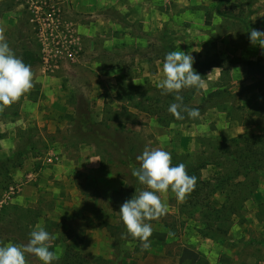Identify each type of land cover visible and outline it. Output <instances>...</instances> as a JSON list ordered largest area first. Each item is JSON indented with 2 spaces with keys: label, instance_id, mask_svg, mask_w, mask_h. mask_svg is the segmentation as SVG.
Instances as JSON below:
<instances>
[{
  "label": "rangeland",
  "instance_id": "374dc122",
  "mask_svg": "<svg viewBox=\"0 0 264 264\" xmlns=\"http://www.w3.org/2000/svg\"><path fill=\"white\" fill-rule=\"evenodd\" d=\"M52 18L79 54L44 69L39 32ZM252 29L264 32V0H0V34L23 62L28 51L40 59L33 88L0 113L21 152L0 170V246L26 244L40 224L56 237L53 264H68L65 250L80 254L76 264H264V157L249 178L226 157L248 136L264 148V48ZM174 50L191 54L202 77L199 90L179 93L196 119L169 113L175 95L157 86ZM146 146L205 164L212 190L184 202L162 195L168 211L150 221L143 250L121 238L119 209L145 190L132 169ZM224 174L232 183L217 187ZM208 205L224 212L211 225L200 215Z\"/></svg>",
  "mask_w": 264,
  "mask_h": 264
},
{
  "label": "clouds",
  "instance_id": "9594fccd",
  "mask_svg": "<svg viewBox=\"0 0 264 264\" xmlns=\"http://www.w3.org/2000/svg\"><path fill=\"white\" fill-rule=\"evenodd\" d=\"M249 38L252 44L264 48V32L252 29ZM193 63L194 57L181 50L168 52L163 62V78L157 86L162 95H175L177 102L172 103L168 111L177 119L185 118L182 112L192 119L200 116L199 109L183 105L179 95L181 90H199L203 85L202 77L193 68ZM33 79L31 66L15 55L5 37L0 34V112L28 93L34 86ZM136 159L139 167L132 169V175L145 190L139 191L121 205L120 220L126 228L121 238L138 240L143 250H148L153 233L150 221L158 220L168 211L161 196H166L171 190L177 202H184L194 190L197 177L189 175L183 163L172 166L171 154L162 148L146 146ZM55 239L42 225L37 224L29 233L26 244L18 246L9 243L0 246V264H28L26 254L36 257L42 264H53L59 258L56 252L50 251L51 242Z\"/></svg>",
  "mask_w": 264,
  "mask_h": 264
},
{
  "label": "trees",
  "instance_id": "16d2710c",
  "mask_svg": "<svg viewBox=\"0 0 264 264\" xmlns=\"http://www.w3.org/2000/svg\"><path fill=\"white\" fill-rule=\"evenodd\" d=\"M217 11H220L219 7L217 8ZM38 60L40 59L35 58L34 54L31 51H28L27 58L24 60V63L27 65L33 66V65H37ZM185 121L186 120H182V121L180 120L177 123H184ZM23 138H24L25 143L27 141H30L31 139V137H28V135ZM254 140H256L255 136L244 137V140H242V142L244 141V144H247V145L243 149L240 148V145L242 144V142L239 143L238 142L239 140H237V147L240 149H238L239 152H236V153L240 154L241 156H245V157H238L236 153L230 154V156H226L230 160V163L234 166L233 168L234 170L235 169L241 170L238 172L235 170V173L238 175L241 174L245 178H249L250 175L252 176V175L260 173V170H259L260 168L259 166L256 165V163L258 162L252 159L254 158L257 159V157L258 158L264 157V148H258V147L254 148L253 147ZM259 140L262 141V138L258 139L257 141ZM20 155H21V152H19V150L18 151L14 150L12 156H9L4 159H0V170L5 169V168L10 169V167H12L11 166L12 164L19 163ZM246 157H247V160H246ZM214 159H217V158H214ZM176 161L177 159L173 157L172 162L174 164L172 163V166H176L180 164L179 162H176ZM185 165H186L187 173L189 175H194L197 177V183L195 185V188L190 193V195H188V197L192 200H199L203 197L205 193L210 192L212 190V184L202 179V175H203L202 169L204 168L205 164H201L199 163V161H197L196 163H193V164L186 163ZM227 174H224L220 177V179L217 181V187L222 186V185L224 186V183L225 185L232 183V181L229 178L230 176ZM209 207L212 209V214L209 211L210 209H208ZM220 211L224 213L221 208H215V206L213 205H208L205 207V211L201 210L200 215L202 216V219L205 221V223H208L211 225V224H214L212 222L214 220L213 219L214 216L216 219V221L214 222H217V220L220 219L219 218ZM65 254H66V258L68 259V260L66 259V262L68 264H72V263L76 264V262L79 261V258L81 259L80 254L73 252L72 250H65Z\"/></svg>",
  "mask_w": 264,
  "mask_h": 264
},
{
  "label": "built area",
  "instance_id": "2783aa9c",
  "mask_svg": "<svg viewBox=\"0 0 264 264\" xmlns=\"http://www.w3.org/2000/svg\"><path fill=\"white\" fill-rule=\"evenodd\" d=\"M64 27L61 23H56L52 18L48 28H44L43 26L40 28V41L43 45V53L45 54L43 58L44 69L48 68L47 66H49L51 61L56 62L57 59H62V56L64 58L67 56L73 60L79 54V51L75 48L77 42L71 38L70 35L72 33L70 30H64ZM68 43L70 45H67ZM11 190L13 191L12 187L10 193H13Z\"/></svg>",
  "mask_w": 264,
  "mask_h": 264
},
{
  "label": "crops",
  "instance_id": "0c3cea01",
  "mask_svg": "<svg viewBox=\"0 0 264 264\" xmlns=\"http://www.w3.org/2000/svg\"><path fill=\"white\" fill-rule=\"evenodd\" d=\"M3 113H7L6 112V109L4 111H2ZM0 112V113H2ZM8 119V117H7ZM10 119V118H9ZM13 120V119H12ZM11 119L9 120L10 121V124H12V121ZM7 124H9L7 122ZM16 141L17 139L15 138V136L13 135V132H12V128H10L8 130V132H2L0 131V159H4V158H7L9 156H11L13 153V148H14V145L16 144ZM18 143V142H17ZM8 145V146H7ZM15 149V148H14ZM11 189V187H10ZM8 193L10 194V192L8 191ZM10 197V196H8ZM14 197H10V201L13 200ZM7 203L6 200L4 201L2 199V201H0V204L1 203ZM9 203V202H8ZM10 203H13V202H10Z\"/></svg>",
  "mask_w": 264,
  "mask_h": 264
}]
</instances>
